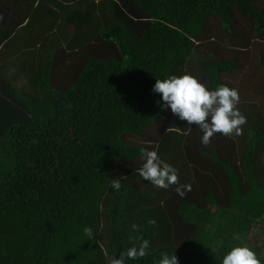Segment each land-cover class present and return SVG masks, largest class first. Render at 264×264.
<instances>
[{
	"label": "trees",
	"instance_id": "1",
	"mask_svg": "<svg viewBox=\"0 0 264 264\" xmlns=\"http://www.w3.org/2000/svg\"><path fill=\"white\" fill-rule=\"evenodd\" d=\"M258 1L0 0V264H110L134 235L150 250L128 264H221L235 239L264 264V114L239 101L242 134L203 145L151 91L185 73L234 88L238 53L205 36L244 19L264 39ZM142 149L178 184L144 181Z\"/></svg>",
	"mask_w": 264,
	"mask_h": 264
},
{
	"label": "clouds",
	"instance_id": "2",
	"mask_svg": "<svg viewBox=\"0 0 264 264\" xmlns=\"http://www.w3.org/2000/svg\"><path fill=\"white\" fill-rule=\"evenodd\" d=\"M151 91L159 94L157 101L160 110L170 111L179 120L186 121L188 127L198 126L202 131L200 142L207 145L215 133L226 136L242 134V126L247 118L236 105L239 102L237 89L220 85L215 89L208 88L191 74L180 76L171 75L164 79H156ZM142 167L139 175L144 181L150 182L157 188L167 189L178 184V170L163 160L156 149H142ZM114 189L119 190L120 180L113 179ZM185 190L190 186L185 185ZM177 194L181 197L185 192L178 186ZM148 224L155 225V219H149ZM133 233L138 231L136 224L130 225ZM83 232L93 238L90 227L85 226ZM133 242L130 247L119 251L118 258L109 256L110 264H128L129 260L144 257L150 250V241L139 235L130 236ZM156 264H179L174 253L162 252ZM221 264H262L256 252L246 245L231 247L222 257Z\"/></svg>",
	"mask_w": 264,
	"mask_h": 264
},
{
	"label": "rangeland",
	"instance_id": "3",
	"mask_svg": "<svg viewBox=\"0 0 264 264\" xmlns=\"http://www.w3.org/2000/svg\"><path fill=\"white\" fill-rule=\"evenodd\" d=\"M258 5L264 10V0H259ZM217 27L215 21H213L210 24V33L205 37L211 38L215 42V36L217 35L216 39L219 45L234 50V53L228 56L233 57L237 52L239 63L245 66L244 71L232 74L228 81L232 82L233 87L237 89L240 97L239 101H247L248 104L255 105L264 114V74L258 63V56L264 51V39H259L244 19L237 21L235 26L236 37L229 41L227 37L222 40L223 34L217 32ZM210 40H207V42ZM212 46L215 47V43ZM149 133L156 135L154 130ZM232 242L236 245L245 244L237 239ZM252 250L255 251V249Z\"/></svg>",
	"mask_w": 264,
	"mask_h": 264
},
{
	"label": "crops",
	"instance_id": "4",
	"mask_svg": "<svg viewBox=\"0 0 264 264\" xmlns=\"http://www.w3.org/2000/svg\"><path fill=\"white\" fill-rule=\"evenodd\" d=\"M9 71H10V67H9ZM6 73V72H5Z\"/></svg>",
	"mask_w": 264,
	"mask_h": 264
}]
</instances>
